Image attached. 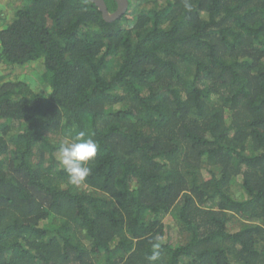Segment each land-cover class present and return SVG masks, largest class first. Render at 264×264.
Segmentation results:
<instances>
[{
  "label": "trees",
  "instance_id": "1",
  "mask_svg": "<svg viewBox=\"0 0 264 264\" xmlns=\"http://www.w3.org/2000/svg\"><path fill=\"white\" fill-rule=\"evenodd\" d=\"M8 8L0 73L40 60L43 88L0 76V264H264V0Z\"/></svg>",
  "mask_w": 264,
  "mask_h": 264
},
{
  "label": "clouds",
  "instance_id": "2",
  "mask_svg": "<svg viewBox=\"0 0 264 264\" xmlns=\"http://www.w3.org/2000/svg\"><path fill=\"white\" fill-rule=\"evenodd\" d=\"M98 151L97 143L91 139L77 137L73 142L64 141L58 148L59 163L67 173L68 180L73 185H80L90 175L91 169L87 167V162L92 160ZM160 244L154 243L150 261H156L159 258Z\"/></svg>",
  "mask_w": 264,
  "mask_h": 264
},
{
  "label": "rangeland",
  "instance_id": "3",
  "mask_svg": "<svg viewBox=\"0 0 264 264\" xmlns=\"http://www.w3.org/2000/svg\"><path fill=\"white\" fill-rule=\"evenodd\" d=\"M16 0H0V17L6 18L9 21L10 14L8 5ZM4 23V22H3ZM2 22L0 21V28L2 27ZM43 72V66L41 61H32L30 65L25 64L22 66H15L11 69L4 70L0 73V76L5 80H24L29 84V91L36 92L43 88V82L40 81V75ZM171 224V223H170ZM172 224L170 225L171 228ZM173 231H171L173 234Z\"/></svg>",
  "mask_w": 264,
  "mask_h": 264
},
{
  "label": "water",
  "instance_id": "4",
  "mask_svg": "<svg viewBox=\"0 0 264 264\" xmlns=\"http://www.w3.org/2000/svg\"><path fill=\"white\" fill-rule=\"evenodd\" d=\"M100 10L102 16L107 21H113L119 18L122 14L127 11L128 0H114L116 2V10L114 12H109L107 5L104 0H91Z\"/></svg>",
  "mask_w": 264,
  "mask_h": 264
}]
</instances>
